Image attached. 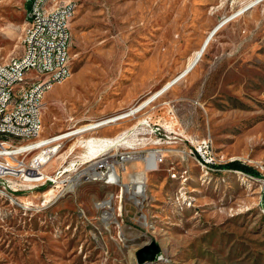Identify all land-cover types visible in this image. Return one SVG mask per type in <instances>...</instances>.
<instances>
[{"label":"rangeland","instance_id":"374dc122","mask_svg":"<svg viewBox=\"0 0 264 264\" xmlns=\"http://www.w3.org/2000/svg\"><path fill=\"white\" fill-rule=\"evenodd\" d=\"M68 4L71 72L42 99L39 139L178 80L62 140L42 167L51 182L0 190V264H264V0ZM28 7L0 0V64L20 52ZM118 136L95 153L85 143ZM203 138L210 165L193 155ZM233 160L256 174L221 166Z\"/></svg>","mask_w":264,"mask_h":264},{"label":"built area","instance_id":"2783aa9c","mask_svg":"<svg viewBox=\"0 0 264 264\" xmlns=\"http://www.w3.org/2000/svg\"><path fill=\"white\" fill-rule=\"evenodd\" d=\"M27 1L29 7L23 11V20H32V28L26 29V36L19 37L20 52L7 60V67H0V109H5L0 128L19 134L36 130L42 109L40 89L54 86L71 72L69 30L57 31V27H53V18L55 14H62V21H70L75 9L68 7V0H50L48 5H40V0ZM28 77H35V85H30L27 98H20V90L22 85H27ZM10 93H17L15 105L6 104V96ZM61 136L62 133L46 137L43 146L0 139V190H7L11 195L51 182L42 167L59 152L62 140L67 139ZM193 155L202 165L212 163L208 138L197 143ZM98 178H101L100 173Z\"/></svg>","mask_w":264,"mask_h":264},{"label":"bare ground","instance_id":"6f19581e","mask_svg":"<svg viewBox=\"0 0 264 264\" xmlns=\"http://www.w3.org/2000/svg\"><path fill=\"white\" fill-rule=\"evenodd\" d=\"M50 0H40V5H48ZM256 2H254L252 5H255ZM251 5V6H252ZM68 7H70V5L68 4ZM26 21V26L24 29V34L23 36H26V29H30L32 28V20H25ZM226 22V21H225ZM222 24H220L217 29L221 26ZM53 27H57V31H68L69 30V21H62V14H55V17L53 18ZM215 32V30H214ZM213 32V33H214ZM212 36V34L208 37L206 43L203 45L202 48L198 49L193 55L192 57L189 59L185 69L182 72V75H186L192 68H194L196 66V64L198 63V61L200 60L208 42L210 37ZM10 60V59H9ZM0 67H7V63L4 64H0ZM188 69V71H186ZM186 71V72H185ZM68 75H65L63 77L60 78V82H62L64 79H66ZM180 76V77H181ZM175 79V78H174ZM176 80L172 82H169L161 91L157 92L156 94H154L150 99H148L146 102L142 103L141 105H139L138 107H135L125 113H122L118 116L112 117L110 119H106V120H102L99 122H94V123H90L87 125H83L79 128H76L74 130H70L66 133H63L61 137H67V138H74L76 136H79V134L88 131V130H92V129H97L103 126H106L112 122H115L117 120H120L124 117H127L131 114L137 113L138 111H140L143 107H145L149 102L153 101L158 95H160L163 91H165L167 88H169ZM57 83V84H58ZM30 85H35V77H28L27 78V85H22V89L20 90V98H27L30 92ZM53 86H46V87H42L39 91V99H43L44 94L49 91ZM17 102V93H10L6 96V104L7 105H15V103ZM40 116L41 114H39V118L37 120L36 123V130L33 133H28V134H19L16 131H12V130H7V129H1L0 128V139L5 141V142H9V143H18V144H30V145H34V146H43L45 144V140L46 139H39L38 135L41 132V120H40ZM5 117V109H0V120H2V118ZM59 138V137H57ZM121 138V136H118L116 138L113 139H96V138H90L85 140V143H87L88 145H90L91 147V151H94L97 148H102L103 146H114L116 142H118V140ZM54 148H52L53 150ZM103 149V148H102ZM99 151V150H98ZM55 155L57 153H54ZM156 158L155 154H151L149 158L146 159V168H151L154 166V160ZM97 174V173H94ZM98 175V174H97ZM140 178L136 179V182L139 184L140 183ZM48 194V193H46ZM136 196V195H135ZM135 198V197H134ZM48 199V198H46ZM45 199V201H46ZM50 199V198H49Z\"/></svg>","mask_w":264,"mask_h":264},{"label":"trees","instance_id":"16d2710c","mask_svg":"<svg viewBox=\"0 0 264 264\" xmlns=\"http://www.w3.org/2000/svg\"><path fill=\"white\" fill-rule=\"evenodd\" d=\"M221 166L227 169L240 170V171L249 172L251 174H256L254 170H252L251 168L245 165L240 164L238 161H235V160L224 163Z\"/></svg>","mask_w":264,"mask_h":264},{"label":"water","instance_id":"95a60500","mask_svg":"<svg viewBox=\"0 0 264 264\" xmlns=\"http://www.w3.org/2000/svg\"><path fill=\"white\" fill-rule=\"evenodd\" d=\"M188 69L189 68H187V70L186 71H188ZM185 71V72H186ZM146 249V248H145ZM145 249H140V250H138L137 251V253H136V257H137V261H139V262H143V261H145V260H152L153 259V255L156 253V249H155V247H154V249H153V251L151 252V254H149V256L148 257H142V252H143V250H145Z\"/></svg>","mask_w":264,"mask_h":264},{"label":"crops","instance_id":"0c3cea01","mask_svg":"<svg viewBox=\"0 0 264 264\" xmlns=\"http://www.w3.org/2000/svg\"><path fill=\"white\" fill-rule=\"evenodd\" d=\"M24 1H25V0H24ZM52 88H53V87H52ZM52 88H51V89H52ZM51 89H50V90H51ZM59 91H60V90H58L57 93H58ZM47 92H48V91H47ZM44 95H45V94H44ZM43 97H44V96H43Z\"/></svg>","mask_w":264,"mask_h":264}]
</instances>
